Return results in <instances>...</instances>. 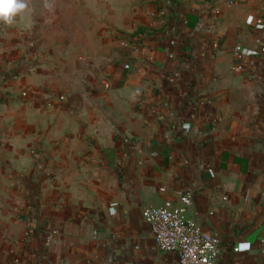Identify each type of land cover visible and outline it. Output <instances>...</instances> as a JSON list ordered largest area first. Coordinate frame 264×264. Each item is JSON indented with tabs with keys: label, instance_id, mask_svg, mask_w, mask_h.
Listing matches in <instances>:
<instances>
[{
	"label": "crops",
	"instance_id": "0c3cea01",
	"mask_svg": "<svg viewBox=\"0 0 264 264\" xmlns=\"http://www.w3.org/2000/svg\"><path fill=\"white\" fill-rule=\"evenodd\" d=\"M48 4L0 23V264H179L143 217L179 191L264 264V0Z\"/></svg>",
	"mask_w": 264,
	"mask_h": 264
},
{
	"label": "built area",
	"instance_id": "2783aa9c",
	"mask_svg": "<svg viewBox=\"0 0 264 264\" xmlns=\"http://www.w3.org/2000/svg\"><path fill=\"white\" fill-rule=\"evenodd\" d=\"M258 23H262L259 19ZM174 39L172 43L174 44ZM240 50V47L237 48ZM127 69L130 64L126 62ZM106 88L111 84L108 79H102ZM24 96L28 93L24 92ZM192 204L190 191H179L175 200L167 199L161 206L146 207L143 217L149 226L157 247L164 252H174L179 264H215L223 253L221 239L217 234L208 232L192 217L186 215ZM118 203L113 201L107 210L110 215L116 213ZM98 231H94L97 235ZM239 251V247L235 248Z\"/></svg>",
	"mask_w": 264,
	"mask_h": 264
},
{
	"label": "clouds",
	"instance_id": "9594fccd",
	"mask_svg": "<svg viewBox=\"0 0 264 264\" xmlns=\"http://www.w3.org/2000/svg\"><path fill=\"white\" fill-rule=\"evenodd\" d=\"M29 6V0H0V23L12 25L17 16L23 15ZM45 6L49 7L48 0Z\"/></svg>",
	"mask_w": 264,
	"mask_h": 264
},
{
	"label": "rangeland",
	"instance_id": "374dc122",
	"mask_svg": "<svg viewBox=\"0 0 264 264\" xmlns=\"http://www.w3.org/2000/svg\"><path fill=\"white\" fill-rule=\"evenodd\" d=\"M13 76H15V75H12V77H13ZM0 78H1L2 80H4L3 82H5V79H6L7 77H0ZM59 78H60V77H59ZM24 92L28 93L26 90H22V91L20 92L22 98L26 97V96H24V94H23ZM0 100L2 101V100H4V98H2V99H0Z\"/></svg>",
	"mask_w": 264,
	"mask_h": 264
}]
</instances>
